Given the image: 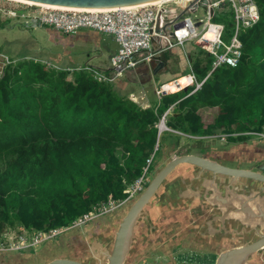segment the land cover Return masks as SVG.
<instances>
[{"label":"trees","instance_id":"trees-1","mask_svg":"<svg viewBox=\"0 0 264 264\" xmlns=\"http://www.w3.org/2000/svg\"><path fill=\"white\" fill-rule=\"evenodd\" d=\"M253 1L259 20L239 34V64L208 75L212 58L187 43L179 71L204 80L201 87L155 99L148 108L120 95L119 83L96 81L91 70L33 60L7 65L0 77V235L17 227H66L95 205L125 199L148 161L149 171L156 153L179 138L157 136L170 107L165 126L190 137L228 135V142L241 143L251 138L247 133L264 132V0ZM211 21L231 37L226 5ZM206 109L216 110L209 123L200 114Z\"/></svg>","mask_w":264,"mask_h":264},{"label":"built area","instance_id":"built-area-1","mask_svg":"<svg viewBox=\"0 0 264 264\" xmlns=\"http://www.w3.org/2000/svg\"><path fill=\"white\" fill-rule=\"evenodd\" d=\"M190 1L193 0H158L154 3L130 7L74 11L0 0V19L8 21L12 18L17 24L26 26L38 23L40 26L48 27L64 35H75L82 30H89L111 36L117 47L109 58L108 73L91 70L93 78L98 82L114 83L125 74L149 65L152 58L159 54V48L167 52L174 48H183L187 43L193 44L212 58L208 75L220 67L235 68L241 58L242 44L239 34L242 30L251 28L259 20L254 1L210 0L206 10L202 8L194 10V12L198 9L202 10L204 12L202 17L193 19L191 14L194 12L180 16V12L190 4ZM224 5L226 10L231 12L233 21V32L228 42L223 40L224 26L211 21L214 14ZM210 8L213 10V16L209 14ZM157 19L159 29L165 24L169 25L166 27V33H154ZM153 37L158 38L155 46L151 43ZM12 63L13 61L0 54V77L3 75L4 68ZM43 63L48 68L54 67L50 62ZM180 79L186 81L184 86L179 83ZM203 81L196 82L194 75L189 71L182 77L172 78L155 86L154 95L159 101L162 97L180 92L187 87H194L193 93L201 87ZM170 86H173L174 90ZM130 100L138 104L133 94L130 95ZM171 112L172 107L162 115L161 119L165 121L166 116ZM246 135L264 140V132H252ZM227 136L220 137L224 140ZM149 163L150 161L143 169L142 175L124 192L127 195L125 201L109 199L105 203L95 205L89 212L66 227H56L46 231L20 228L13 230L15 232L12 237H5L2 233L0 254L32 252L37 246L58 240L67 231L84 227L91 221L116 210L143 191L148 182Z\"/></svg>","mask_w":264,"mask_h":264},{"label":"water","instance_id":"water-1","mask_svg":"<svg viewBox=\"0 0 264 264\" xmlns=\"http://www.w3.org/2000/svg\"><path fill=\"white\" fill-rule=\"evenodd\" d=\"M34 4L93 10L130 7L158 0H23ZM210 0H193L180 16L193 13L196 8L206 10ZM210 16L213 10L209 9ZM157 19L154 33H166L165 24L159 29ZM33 27H40L34 23ZM171 35V34H167ZM157 37L151 43L155 46ZM147 65L151 76L168 73L167 52L161 51ZM138 72V71H137ZM183 90H186L184 88ZM162 126V127H161ZM164 129V130H163ZM169 130L161 119L157 136ZM182 170V171H181ZM181 171V172H180ZM163 194L155 198L159 189ZM197 208L204 204L210 215L203 227L196 225L200 234L224 243L230 239L235 246L219 252L214 264H252V259L264 250V156L251 167H228L215 159L197 154H184L166 161L143 191L131 202L117 223L112 236L100 243L89 244L94 264H131L141 224L154 229L153 217L158 213L181 210L184 205ZM141 222V223H140ZM140 223V225H139ZM46 264H83L67 258H53Z\"/></svg>","mask_w":264,"mask_h":264},{"label":"rangeland","instance_id":"rangeland-1","mask_svg":"<svg viewBox=\"0 0 264 264\" xmlns=\"http://www.w3.org/2000/svg\"><path fill=\"white\" fill-rule=\"evenodd\" d=\"M203 15H204V12L198 9L193 14H191V17L193 19H197V18L202 17ZM9 19L10 20L7 21L8 22L7 25L6 24L1 25L3 23L1 22L3 21V19H0V54L4 55L9 60L13 61V63L16 61L18 62V61H24V60L25 61L33 60V61L42 63L45 61L48 62V61L56 60L60 57L61 60L59 61V64L58 63L56 64L59 68H61V66L65 68V67L70 66V64L68 63V59L78 64L80 63L84 64L88 60V57L94 54L93 52L95 48V43L86 42L82 40L84 37H82L83 35H80L81 32L77 33L76 35H69V36L64 37L53 30L46 29V27H43V26L40 28H34L32 24L30 26H26L25 24H17V22L14 21L12 18H9ZM221 20L223 22H226L227 17L222 16ZM223 40L225 42H228L229 38H225V36H223ZM64 50H67L69 52L68 58H65L62 55V54H65ZM59 52H61L62 54L58 55ZM176 64H177L176 60L175 62H171L170 64H168L170 70L173 71L174 70L173 68L176 67ZM187 73L188 71L186 69H183L180 75H185ZM140 80L144 82L146 80V77H141ZM152 80L153 82L151 80L147 82V87H148L147 91L149 92V96L151 98V101L153 102L155 101V99L151 95L153 84H156V86H158L159 84L165 81L161 80L160 77L158 76L153 78ZM137 88L138 86L133 87L132 89L133 92H131V94H133L138 101L137 105L141 108H148L149 104L146 102L145 92L143 93L142 91H138ZM126 92H128V90L124 89L123 92L119 91V94L122 96L128 95V100L131 101L130 100L131 94H128ZM215 111L216 110H207V109L202 110L200 114H201L203 121L205 123L211 122L213 117L215 116ZM163 132H170L172 134H175V136H178L179 138L174 142L172 147L163 148L162 151L158 150L159 152L156 153V156L159 155V158L152 163L151 169L147 173L148 174L147 184L153 178L155 173L163 167V165L166 163L167 160L177 157L179 155H184V154L203 155V154H208V153L213 154V152L216 151L217 152L216 155L222 157V161H225L224 165H227V166L240 165V166L246 167V166H249L250 164L246 162L247 156H249L250 153H253V151L257 152L258 149L262 150L264 146L263 145L264 143H262V141L256 137H251L246 142L233 144V143L228 142L227 139L223 140L220 137L222 135L198 138V137H190L187 135H183L178 132H171V131H166V130ZM232 136H236V134H233ZM232 146H235L237 149L240 148L242 152L240 153L239 156H235L237 154L233 155V153H231L233 151L232 149L234 148ZM244 150H246V152ZM261 160L262 158L259 161ZM259 161H256L255 163ZM129 186H127L125 191L129 188ZM163 189L164 188L161 187V189L157 192V194H155L156 195L155 198H157L158 195L163 194L164 192ZM137 196L125 202L123 205H121L116 210L109 212L102 217L109 218V219L111 218V220H114V219L119 220L124 215V213L128 209L131 202L134 201ZM125 199L119 202H123L125 201ZM165 219L166 218L162 212L158 213L156 217H153V223L157 224V229L162 227L161 223H164ZM196 219H199V216H196ZM118 220H116V222ZM186 222L188 223L190 221L186 219ZM116 227L117 225H115L111 229L115 231ZM106 228L109 229V226H106ZM155 228H156V225H154V229ZM86 229L87 227L74 228V229L67 231L66 234L64 235L65 237H67L68 234L70 233H75L77 235H80L81 231L82 230L85 231ZM172 229H170V231L175 232ZM3 232H4L2 234L3 236L12 237L15 231H13L12 229H6ZM148 232H149L148 227L145 224H141L140 228H138V233L140 234V236L141 235L144 237L147 236L148 238L152 239L154 236L152 235L148 236L147 235ZM192 234H195V233H191V237H192ZM58 240L54 242H57ZM148 240L149 239H147L145 243ZM235 242L231 241L230 239L225 240L224 243H221V242L217 243V242L212 241L210 242V244H212L210 245V252H206L204 250H198V249L197 250L190 249L187 246H185L184 249L180 248L181 249L180 252L177 251V254L179 256H175V257H173L172 255L171 256L173 260H175L176 264H213L215 262V259L218 253L223 251L224 249L234 247L236 244ZM149 247L150 246H146L145 248H149ZM71 248H73V246ZM49 251H50L49 255H51L52 253H57L59 255V253H68L69 250L65 249V246L60 245V243H53V242L45 243L43 245L37 246L32 251L35 254L29 255L30 257H25V259L19 263L20 264H40L41 263L40 261L46 258L47 253ZM32 252H27V253H32ZM74 252L76 253V255H79L82 253V250L78 248V251L74 250ZM150 252H151V256L148 259L146 258V260H149L154 257H158V258L160 257V259L163 261V258H165L164 255H162V253L158 252L156 249L151 248ZM68 256H72V252ZM34 259H35V263H34ZM252 264H264V250L259 251L256 255H254L252 259Z\"/></svg>","mask_w":264,"mask_h":264},{"label":"crops","instance_id":"crops-1","mask_svg":"<svg viewBox=\"0 0 264 264\" xmlns=\"http://www.w3.org/2000/svg\"><path fill=\"white\" fill-rule=\"evenodd\" d=\"M40 27H42V26H40ZM40 27H38V28H40ZM34 28H37V27H34ZM80 32H81L80 35H83L82 37H84L82 40H84L86 42L95 43V48H94V52H93L94 54L92 56H89L88 60L84 64H82V63L78 64V63L72 62L70 59H68V63L70 64V66H68L67 68L77 67L80 69L82 68V69H86V70L89 69V70H97V71L109 70V58L115 52L116 47H117L116 44L113 42L111 36L101 35V34H98L96 32L89 31V30H82ZM66 36H69V35H65L64 37H66ZM70 47H72V46H70ZM64 52H65V54H62L61 52H59L58 55L62 54L65 58H68L69 52L67 50H64ZM167 55L169 56V59H167L168 73H160V74H157L155 76H151L150 72L147 73L145 71L146 66H142V67L136 69L135 71L129 72V73L125 74L123 77L116 80V83H119L118 85H119L120 91L123 92L125 89V90H128V92H126V93L131 94V92H133V90H132L133 87L138 86V88H137L138 91H142L143 93L145 92L146 102L150 106L152 101H151V98L149 96V92L147 91V89H148L147 82H149L150 80L153 82L152 79L157 77V76L160 77V79L164 80L165 82L172 79V78H178L179 76H181L180 75L181 71H179V66L180 65L185 66L186 60H185L184 52H183L182 48H174L170 52H167ZM60 60L61 59L59 57L58 59L52 60V61L59 64ZM175 60L177 61V64H176V67L173 68L174 70L172 71V70H170L168 64H170L171 62H175ZM82 66H84V67H82ZM54 67L59 68L57 66V64H55ZM141 77H146V80L144 82H142L140 80ZM180 80H182V79H180ZM155 86H156V84H153V87L151 90V95L153 96L154 99H156V97L154 95ZM171 132H173V131H171ZM261 141H262V143H264V140H261ZM233 144H235V143H233ZM232 147H234V148L232 149L233 151L231 153H233V155L237 154L235 156H239L240 153L242 152L240 150V148L237 149L235 146H232ZM244 151L246 152V150H244ZM213 154L208 153V154H203V156H206V157L208 155H209L208 157H210V155H213L215 157L217 156L216 151H214ZM235 156H233V157H235ZM263 156H264V146H263L262 150L258 149L257 152L253 151V153H250L249 156H247L246 162L250 161L249 162L250 164H249V166H246V167H251V165H253L256 161H259L261 158H263ZM210 158H212V157H210ZM212 159H214V158H212ZM217 160H219V159H217ZM237 167L245 168V167L240 166V165H238ZM184 206H185V210H183L184 214L181 216H184L183 221L186 222V219H188L190 221L189 226H192V225L195 226L196 224L202 225L204 220H206L208 217H210V215L207 214L208 208L204 204H200V206L197 208H194V207L192 208L191 205L188 206L186 204ZM177 211L179 212L180 210H177ZM196 216H199V219H196ZM192 217H194V218H192ZM191 218H192V220H191ZM108 219L109 218H104V217L98 218V219L94 220L93 222L84 226V227H87V229L85 231L82 230L80 235H77L75 233H70L71 235L68 234L67 237H65V235L64 236L62 235L57 242H53V243H60V245L65 246V249H66V247L70 248L71 246H75L76 242H85L87 245H89L91 242H93L94 240L97 239L98 241H100V243H102L105 241L106 238H109L110 236H112L114 231L111 228L114 227L115 225H117L118 221L120 220V219L119 220L118 219L111 220V218L109 220ZM116 220H118V221L116 222ZM106 226H109V229H107ZM189 226L187 225L188 228H189ZM18 229H20V228L17 227L16 229H12V230H18ZM138 239H139V237H138ZM190 249H192V248H190ZM177 251L180 252V250L171 251V253H172L171 255L173 257L179 256L177 254ZM44 252H46V251H44ZM26 253L27 252L20 253V254L7 253V254H2V255H5L7 257L8 256L11 257L12 258V261H11L12 264H20L19 262H16L17 261L16 258H20L23 261L25 259V257H30L29 255L35 254L34 252L27 253V254ZM141 253L142 252L139 251L138 247H137L136 250L134 251V254L132 257L133 260L131 259V261L135 260V263H136V260L137 261L140 260V262L138 264H148V263H146L147 261H144L141 259V257H140ZM49 254H50V251L47 253V256L45 254L46 258L42 259L40 261L41 262L40 264H46L50 260H52L53 258H66L63 255H60V253H59V255L57 253H52L51 255H49ZM35 256H34V258H35ZM154 258H156V257H154ZM163 262L165 263V259H163ZM34 263H35V259H34ZM172 263L176 264L175 260H173Z\"/></svg>","mask_w":264,"mask_h":264},{"label":"flooded vegetation","instance_id":"flooded-vegetation-1","mask_svg":"<svg viewBox=\"0 0 264 264\" xmlns=\"http://www.w3.org/2000/svg\"><path fill=\"white\" fill-rule=\"evenodd\" d=\"M213 155H210V157L216 160L219 159L217 161L224 165L225 161H222V157L220 156L215 157ZM249 162L250 161H248L247 163ZM237 166L238 165L228 166V167H237ZM183 210H185V208L181 209L180 210L181 212L180 211L178 212L177 210L162 212L166 218L165 222L161 223L162 227L157 229V226H156V228L153 229L152 232L149 231L147 233L148 236L150 235L154 236L152 239L148 238L147 236L146 237L142 235L140 236V234L137 233L139 239L136 241L135 250L138 247V250L142 252L140 255L142 260L147 261V263L149 264H164V262L160 259V257L151 258L149 260H146V258L148 259L151 256V252H150L151 248L156 249L158 252H161L162 255H164L165 258L163 259H165V264H173L172 263L173 258L171 256L172 254L171 251L181 250L180 248L184 249L185 246H187L188 248H192V249H199V250H204L206 252H210V245H212L210 244V242L213 241V238L202 236L200 233L203 230H200L199 227L196 226L199 224H196L195 226L193 225L189 226V222L188 223L184 222L183 221L184 216H181L184 214ZM187 225L189 226V228L187 227ZM201 227H203V225H201ZM170 229L174 230L175 232H171ZM191 233H195V234H192V237H191ZM147 239L149 240L145 243ZM75 244L76 246H73V248H71L72 246L70 248L66 247V249L69 250L68 253H60V254L66 258L76 260L83 264H94V262L90 259L91 253L89 251V247H88L89 245H87L85 242H82V243L76 242ZM146 246H150V247L145 248ZM78 248L82 250V253L79 255H76L74 250L78 251ZM71 252H72V256H68ZM16 259H17L16 262L22 261L20 258H16ZM11 261H12L11 257L3 256L2 254L0 255V264H12ZM131 262L135 263V260ZM139 262L140 260L138 261L136 260L135 264H138Z\"/></svg>","mask_w":264,"mask_h":264},{"label":"bare ground","instance_id":"bare-ground-1","mask_svg":"<svg viewBox=\"0 0 264 264\" xmlns=\"http://www.w3.org/2000/svg\"><path fill=\"white\" fill-rule=\"evenodd\" d=\"M9 1H13V2H18V3H22V4H26V5H35V6H40V7H43V8H51V9H60V10H74V11H83L82 9H73V8H65V7H57V6H50V5H44V4H34V3H31V2H27V1H23V0H9ZM155 1L153 2H150V3H154ZM140 5H143V4H140ZM86 11H89V10H86ZM179 83L184 86V84L186 83V81L184 79L182 80H179ZM170 88L172 90H174V87L170 86ZM162 127V126H161ZM164 130V129H163Z\"/></svg>","mask_w":264,"mask_h":264}]
</instances>
